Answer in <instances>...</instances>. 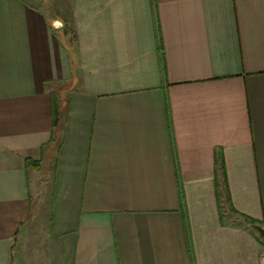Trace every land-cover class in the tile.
<instances>
[{
    "label": "crops",
    "instance_id": "0c3cea01",
    "mask_svg": "<svg viewBox=\"0 0 264 264\" xmlns=\"http://www.w3.org/2000/svg\"><path fill=\"white\" fill-rule=\"evenodd\" d=\"M250 223L264 0H0V264H262Z\"/></svg>",
    "mask_w": 264,
    "mask_h": 264
},
{
    "label": "trees",
    "instance_id": "16d2710c",
    "mask_svg": "<svg viewBox=\"0 0 264 264\" xmlns=\"http://www.w3.org/2000/svg\"><path fill=\"white\" fill-rule=\"evenodd\" d=\"M218 163H220L221 165V168H223V162L222 161H218ZM223 172V171H222ZM216 185L219 186V180H218V177H216ZM182 196V195H181ZM184 219L186 221V228H187V232H188V241H189V244H190V251H191V254H192V259H193V250H192V246H191V239H190V233H189V225H188V218H187V215L184 213ZM254 222V220H253Z\"/></svg>",
    "mask_w": 264,
    "mask_h": 264
},
{
    "label": "water",
    "instance_id": "95a60500",
    "mask_svg": "<svg viewBox=\"0 0 264 264\" xmlns=\"http://www.w3.org/2000/svg\"><path fill=\"white\" fill-rule=\"evenodd\" d=\"M59 25H62V24H59ZM249 226H250L252 229L256 230V231L259 233V235H260V236L263 238V240H264V227H263L262 225H260V224H256V223H250Z\"/></svg>",
    "mask_w": 264,
    "mask_h": 264
},
{
    "label": "rangeland",
    "instance_id": "374dc122",
    "mask_svg": "<svg viewBox=\"0 0 264 264\" xmlns=\"http://www.w3.org/2000/svg\"><path fill=\"white\" fill-rule=\"evenodd\" d=\"M66 32L68 33V36H70V39H71L72 29L70 27H66Z\"/></svg>",
    "mask_w": 264,
    "mask_h": 264
},
{
    "label": "built area",
    "instance_id": "2783aa9c",
    "mask_svg": "<svg viewBox=\"0 0 264 264\" xmlns=\"http://www.w3.org/2000/svg\"><path fill=\"white\" fill-rule=\"evenodd\" d=\"M262 264H264V255H262Z\"/></svg>",
    "mask_w": 264,
    "mask_h": 264
}]
</instances>
